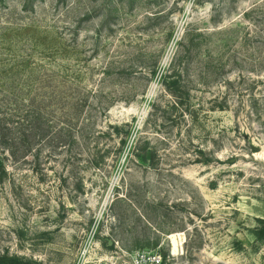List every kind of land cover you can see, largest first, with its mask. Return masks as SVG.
I'll return each mask as SVG.
<instances>
[{"label": "rangeland", "instance_id": "1", "mask_svg": "<svg viewBox=\"0 0 264 264\" xmlns=\"http://www.w3.org/2000/svg\"><path fill=\"white\" fill-rule=\"evenodd\" d=\"M14 61L79 124L8 165L0 256L264 264V0H0Z\"/></svg>", "mask_w": 264, "mask_h": 264}, {"label": "trees", "instance_id": "2", "mask_svg": "<svg viewBox=\"0 0 264 264\" xmlns=\"http://www.w3.org/2000/svg\"><path fill=\"white\" fill-rule=\"evenodd\" d=\"M24 62H0V185L9 175V164L25 165L33 146L47 138L66 145L75 138L73 127L79 124L75 105L62 103L56 81L42 68ZM35 149V166H40V150ZM259 232L255 231L256 237L264 238V231L263 236ZM0 264L37 263L3 255Z\"/></svg>", "mask_w": 264, "mask_h": 264}, {"label": "built area", "instance_id": "3", "mask_svg": "<svg viewBox=\"0 0 264 264\" xmlns=\"http://www.w3.org/2000/svg\"><path fill=\"white\" fill-rule=\"evenodd\" d=\"M129 264H162L161 256L147 253V252H137L133 255H130Z\"/></svg>", "mask_w": 264, "mask_h": 264}, {"label": "water", "instance_id": "4", "mask_svg": "<svg viewBox=\"0 0 264 264\" xmlns=\"http://www.w3.org/2000/svg\"><path fill=\"white\" fill-rule=\"evenodd\" d=\"M111 245V243H109V246Z\"/></svg>", "mask_w": 264, "mask_h": 264}]
</instances>
